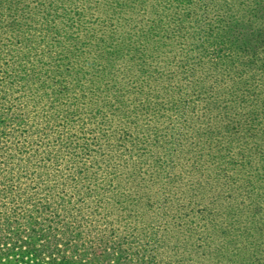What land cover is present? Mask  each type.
<instances>
[{"label": "rangeland", "instance_id": "obj_1", "mask_svg": "<svg viewBox=\"0 0 264 264\" xmlns=\"http://www.w3.org/2000/svg\"><path fill=\"white\" fill-rule=\"evenodd\" d=\"M82 121L112 212L76 216L77 245L108 236L122 264H264V0H0V137L69 153Z\"/></svg>", "mask_w": 264, "mask_h": 264}, {"label": "trees", "instance_id": "obj_2", "mask_svg": "<svg viewBox=\"0 0 264 264\" xmlns=\"http://www.w3.org/2000/svg\"><path fill=\"white\" fill-rule=\"evenodd\" d=\"M72 63L65 56L54 61L53 65L67 70L68 67L64 66L72 65ZM63 120L68 122L65 117ZM84 123L82 121L77 126L78 129L65 134L68 138L67 146L71 145L73 148L69 153L60 152L63 143L60 137L55 138L51 143L31 142L29 145L25 143V138L23 142H19L18 138L22 137L23 131L18 134L8 132L6 137H0V157L6 160L0 163L9 164L8 169L0 172V175L4 177L1 180L3 192H0V197H4V202L0 199V209H3L0 211V224L10 229L4 232V228H0V264H99L98 262L103 261H106V264H122L119 258L121 254L116 253L120 248L111 247L108 236L100 238L98 242L85 241L83 237L81 244L78 245L73 240L76 235L81 234L78 231L83 228L80 225L82 221L76 216L85 215L89 218L90 215L94 216V212L101 210V214L109 217L108 212H112L108 208L104 210L105 207L101 206V196L104 192L98 191L93 183L94 172L91 171L90 161L92 162V153L95 150L90 146L93 145L94 138L84 135L82 126ZM96 136L106 141L105 134L100 133V130ZM35 152L39 158L25 168L17 167L15 161L6 158V154H11L12 157L17 154L25 158L30 156L31 161ZM77 163L83 165L82 169L79 165L76 168ZM10 171H21L20 180L10 179ZM61 174L69 175L70 180L68 182L63 180ZM54 179L55 184L51 183ZM71 184L74 186L72 187ZM80 184H85L81 188L83 190L72 191ZM70 188L72 192L65 193V190ZM78 193L87 197L85 207L89 208H81L84 199L77 198ZM37 195L41 197L36 198ZM91 196L93 205L89 203ZM7 218L12 220L8 221ZM40 218L45 221H38ZM5 219L8 222H5ZM72 219L78 220L77 223H71ZM24 224H27V227L21 228ZM37 225L41 227L36 229ZM87 233L90 232L87 231ZM90 250L91 253H88ZM92 253L93 256H88Z\"/></svg>", "mask_w": 264, "mask_h": 264}]
</instances>
